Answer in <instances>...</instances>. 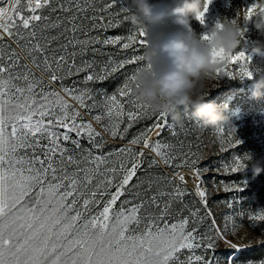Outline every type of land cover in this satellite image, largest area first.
<instances>
[{
    "label": "snow or ice",
    "instance_id": "obj_1",
    "mask_svg": "<svg viewBox=\"0 0 264 264\" xmlns=\"http://www.w3.org/2000/svg\"><path fill=\"white\" fill-rule=\"evenodd\" d=\"M56 2L57 0H0V41L11 39L21 51H27L32 65L37 68L41 66L38 57H42L43 70L48 74V86L60 84L61 90L78 105L69 103L61 95V91L54 88L45 92L41 87L44 84L43 78L37 79L27 63L20 64L21 57L17 50L12 48L5 60L4 46L0 44V264H221L220 258L215 256L217 241H223L231 249L224 264H236L238 256L251 245L240 246L226 239L228 221H233L235 226V218L243 217L248 221L249 227L264 236V208L250 214L230 213L225 217L223 230L213 218L209 231L215 232L214 237L208 233L198 234L196 227L189 230L190 223L196 224L197 219L200 222L205 220L204 216H199V208L193 211L184 205L180 210L181 218L172 220L173 204H182L187 194L185 174L175 173L168 181L173 185L172 191H160L147 202L121 200L131 189L142 186L132 184V181L137 178L138 170L144 163L143 149H150L155 154V158L149 162L151 168L160 163L171 165L177 158L171 152L173 146L163 144L160 140L153 142L151 137L141 133L119 150L97 153L95 150L104 148L102 132L97 131L91 121L84 120L80 109L100 108L101 114L92 119L101 123L106 118L103 131L110 133L112 137L123 138L128 128L139 119L156 117L155 129L163 130L167 127L176 135L174 125L168 123L167 113L154 112L147 103L133 98L131 85L140 68L132 74L126 73L123 83L114 93H102L104 98L101 101L95 100L91 89L80 90L65 86V76L60 73L66 72L70 77L74 74L73 69L75 73L87 71L85 83L103 82L126 65H137L143 61V57L135 53L137 45L146 46L147 34L140 28L126 37H107L103 40L96 37L88 41H77V44L84 45L121 44L123 49L132 50L130 58L115 63L110 68L106 65L99 75L88 71L93 67L91 63L78 67L74 60L69 64L64 56H53L50 59L47 46L42 45L38 37L47 28L59 27V22L46 23L49 16L43 15V10L50 9L53 13L70 10L62 4L53 7ZM73 2L79 11H86L79 8V0H69V3ZM211 2L212 0H207L205 11L198 17L202 25L206 24L205 17ZM114 7H118L121 12L127 11L125 0H110L100 11L108 12ZM258 8V0H252L244 6L242 23L250 20ZM25 10L28 15L24 14ZM240 17L241 12L237 10L231 21L237 23ZM90 19L95 28L96 23L105 18L93 16ZM119 24L118 20L114 22L113 19H108L107 23L100 26L107 29L119 27ZM213 27H222L221 20H217ZM77 30L76 27L71 29L73 33ZM243 31L241 27V35ZM203 36L205 39L209 38L208 30L203 32ZM43 38L47 40L46 36ZM214 52L218 54L220 62H244L236 75L217 67V77L223 75L227 78L251 79L254 72L264 71L261 67L254 66L251 58L242 51L233 54L214 49ZM18 68L24 71H16L13 75V71ZM6 73L7 79L4 78ZM21 80L24 87L14 83ZM38 88L39 93L36 92ZM126 104L132 105L134 110L126 111ZM125 118L128 124L121 131ZM217 131L221 135L224 132L222 128ZM82 139L89 142L87 149L84 148ZM141 143L143 149L134 151L132 146ZM225 143L228 147L222 148V151L234 149L241 143L235 138V130L229 134L227 141L221 140L222 145ZM67 144H71L73 148L70 150ZM70 151L79 152L80 158L69 154ZM112 157L126 159H120L118 165L114 163L109 167ZM54 161L61 166L57 167ZM81 162L89 166L81 167ZM187 163L188 158L184 157L180 164L174 166L182 167ZM198 163L199 160H192L189 166L192 168L191 176L195 177V194L207 209V193L201 187ZM73 166L75 171L69 174V167ZM244 166V156L237 155L230 165L225 163L224 170L236 173ZM176 180L180 183H174ZM180 184H184V188ZM243 186L242 183L234 184L232 188L225 186L224 190L238 191ZM151 189L152 182L149 181L147 190ZM139 195L138 191L135 192V196ZM165 196L168 199L161 205L160 200ZM118 202L119 208L116 207ZM146 203L158 209V214L147 213L141 216ZM226 203L232 209L236 203L235 198ZM184 209L188 210L189 216L182 215ZM207 216H212L210 210L207 211ZM256 243L264 245V239ZM185 250L187 255H184ZM197 250H202V254H197ZM259 264H264V260Z\"/></svg>",
    "mask_w": 264,
    "mask_h": 264
},
{
    "label": "rangeland",
    "instance_id": "obj_2",
    "mask_svg": "<svg viewBox=\"0 0 264 264\" xmlns=\"http://www.w3.org/2000/svg\"><path fill=\"white\" fill-rule=\"evenodd\" d=\"M242 5H239L236 0H212L206 13V24L202 25L198 20L191 19V26L195 34L199 35L211 27L214 26L217 20H223L224 18L232 19L236 15V11L241 12V17L238 19V23H242V12L244 6L250 4L252 0H240ZM157 4V9L150 21L152 25L157 29H172L175 26L172 24L173 16L171 15V7L173 6L172 0H152ZM110 3V0H79V8L86 9V11H79L77 5L69 3V0H57L53 7H58L62 4L65 8L70 9L67 12L57 11L51 12L50 9H44L43 15L49 16V20L46 23L53 24L59 22V27L47 28L38 37L42 45L47 46V54L51 59L53 56H64L69 64L75 61L76 66H83L85 63H91L92 68L88 71L99 75L102 74V69L107 65L109 68L124 59L130 58L133 55L131 49L125 50L121 47V44L105 45L102 43H88L77 44V41H88L99 37L101 40L107 37L122 36L126 37L132 32H136L138 29L133 28L125 17L127 12H121L118 7L109 9L108 12H101L106 4ZM130 3V0H125L126 4ZM111 13V15H109ZM119 14L118 16L116 14ZM25 15L29 13L25 10ZM103 16V21H98L96 27H93V21L91 17ZM73 17L75 18L73 20ZM108 19L118 20L120 22L119 27L115 28H102L100 25L107 23ZM256 17L251 18L245 23L241 24L244 29L240 38V44L233 52L236 54L239 51L245 53L246 56L251 58L253 64L264 69V30L256 27ZM45 22H41L43 24ZM76 27L78 30L73 33L71 29ZM47 37L45 40L43 37ZM139 38V37H138ZM71 42V43H70ZM126 42V41H122ZM0 44L4 46L5 60L7 54L12 48H15L19 53L21 59L20 64L27 63L29 68L37 79L43 78L44 84L41 87L45 92L52 91L53 88L57 91H61V95L65 97L69 103L77 105L76 101H73L70 96L65 94L60 87V84H55L52 87L48 86V74L43 70V58L38 57V63L40 67L37 68L31 63V57L28 56L27 51H21L20 48L12 42L11 39L5 38L0 41ZM65 46H67L65 48ZM145 46L137 45L136 55L143 56ZM259 49L260 52L254 51ZM75 53V56H73ZM111 61V63H109ZM227 62H220L217 67L222 70L232 71L234 75L238 74L240 65ZM144 66V61L139 62L137 65L125 66L124 69L118 70L112 74L107 80L100 82H84V76L88 74L87 71L81 73H75L73 69V75L67 76L66 72L60 73L65 76L63 84L69 88H78L84 90L85 88L92 90V95L96 101H101L104 97L102 93L112 94L123 83L125 74H132L137 68ZM16 71L23 72L24 69L18 68L13 71V75ZM8 74H4V78L7 79ZM255 77L249 79L244 78H227L223 75L217 77L214 72L213 79L208 83L206 99L219 105L222 109V115L224 121L215 127L208 126L202 120L196 119L192 112L194 109H188L185 111L181 109V115L183 117V124L178 125L168 115L167 120L169 124L174 125L176 135L165 127L163 130L155 129L154 125L157 122L156 117L151 119H139L134 122L124 137L120 136L112 137L110 133L103 131V124L107 123V119L102 120L101 123L95 122L92 118L101 114L100 108H92L90 110L80 109L84 120L91 121L97 131H101L103 135L104 148L102 150H95L97 153H107L109 151L119 150L123 146L129 144L134 138L144 133L146 137H151L154 142L160 140L163 144H169L173 147L171 152L177 158L171 165H160L169 179L163 178L155 171L150 169L143 174H140L135 178L132 184H141L142 186L131 191L122 197L121 200L129 199L134 203H139L141 200L148 201L149 198L157 194L160 191L170 192L173 185H170L168 181L171 180L172 174L182 173L186 175L187 182V194L183 198V203H174L172 206L173 216L172 220L181 218L180 210L184 205H187L189 209L193 211L197 208L200 209L199 216H204L205 220L200 222L197 219L196 224H189V230L192 227H196L198 234L208 233L215 237L214 231H209L211 228V221L214 218L216 223L220 225L223 230L225 225V217L230 213L244 212L250 214L253 211L264 208V171L259 175H254L249 165L247 168L240 170L236 173L224 170L225 163L231 164L235 156L239 155L243 157L245 154H251L253 158H259L261 160V166L264 167V96L255 97L253 95V80ZM18 86L24 87V82L14 81ZM219 85V86H218ZM133 87V84L131 85ZM40 89H36L39 93ZM133 98L135 96L132 93ZM119 98V97H118ZM91 104L92 101H87ZM78 106V105H77ZM125 110H134L132 105L126 104ZM162 122V121H161ZM128 124L125 118L124 123L121 124V131ZM223 129V134L218 133V129ZM152 129V131H148ZM235 130V138H238L241 143L236 145L235 148H228V151H222V148H227V143L221 144V140L227 141L229 134ZM159 132V135H157ZM84 148L89 147L87 139H82ZM67 147L71 150L73 146L67 144ZM133 148H137V152L143 149V144L133 145ZM147 152L144 154V162L149 167V162L155 158V154L150 149H143ZM135 151V150H134ZM77 158H80L79 152H69ZM187 157L188 163L182 167H175L174 165L180 164L181 160ZM120 157H112L109 160V167L113 164H117ZM192 160H199L197 167L201 170L202 180L201 187L206 190L207 193V209L202 205L200 198L195 194L194 180L195 177L191 176L192 168L189 166ZM56 166H61L58 162H55ZM86 163L81 162V167H88ZM75 171V167H69V174ZM103 171V168H101ZM152 182V189L148 191V183ZM174 183H180L176 180ZM243 184L244 186L238 191L233 189L231 191H225V186L232 188L234 184ZM181 188H184V184H180ZM114 191V189H112ZM139 192V197L135 196V192ZM235 198L233 208L229 209L226 202H231ZM168 199L167 196L160 200L161 205ZM119 208V202L116 205ZM210 210L212 216H207V211ZM158 209L154 208L150 204L146 203L145 209L141 211L140 215L144 216L147 213L158 214ZM183 216H189L187 209L182 212ZM191 219V218H190ZM226 239L233 244L240 246L251 245L243 251L237 258L236 264H259L261 260H264V245L257 244L258 240L264 239L257 230H253L249 227L248 221L243 218H235V226L233 221H228V230L225 232ZM231 251L223 241H217L215 256L219 257L221 264H224L226 255ZM187 250L184 251V255H187ZM197 254H202V250H197ZM211 255V253H209ZM183 259V255L181 256Z\"/></svg>",
    "mask_w": 264,
    "mask_h": 264
},
{
    "label": "clouds",
    "instance_id": "obj_3",
    "mask_svg": "<svg viewBox=\"0 0 264 264\" xmlns=\"http://www.w3.org/2000/svg\"><path fill=\"white\" fill-rule=\"evenodd\" d=\"M207 0H172V29H157L152 17L157 4L152 0H130L126 4L129 24L143 28L147 44L144 48V66L135 76L133 95L147 103L150 110L164 112L178 125L183 124L181 109H194L192 115L208 126L215 127L224 121L219 105L206 99L207 85L213 79L220 63L215 50L233 53L240 44L241 25L231 19L221 20L222 27H211L208 39L203 33L195 34L191 19L198 20L205 11ZM259 8L253 14L256 27L264 30V0H258ZM252 17V18H253ZM257 53L259 49H255ZM255 66V64H254ZM253 95L264 96V71L254 72ZM219 86V85H218ZM245 169L251 166L254 175L264 171L259 158L244 155Z\"/></svg>",
    "mask_w": 264,
    "mask_h": 264
},
{
    "label": "trees",
    "instance_id": "obj_4",
    "mask_svg": "<svg viewBox=\"0 0 264 264\" xmlns=\"http://www.w3.org/2000/svg\"><path fill=\"white\" fill-rule=\"evenodd\" d=\"M236 1L238 2L239 5H242V3H241L240 0H236ZM133 149H134L135 151H137V148H133ZM144 154H147V152L144 151ZM148 169H150L151 171H155V172H157V173H158L159 175H161L163 178H167V179H169L168 174H166V173L164 172V169H163L160 165H156V166H153V167L149 168V167L146 166V162H144V163L142 164L141 169L138 170L137 176L140 175V174H143L144 172H147ZM134 180H135V178H134ZM134 180H133V181H134ZM133 181H132V182H133Z\"/></svg>",
    "mask_w": 264,
    "mask_h": 264
},
{
    "label": "water",
    "instance_id": "obj_5",
    "mask_svg": "<svg viewBox=\"0 0 264 264\" xmlns=\"http://www.w3.org/2000/svg\"><path fill=\"white\" fill-rule=\"evenodd\" d=\"M177 173V172H176ZM174 174L171 173V176H173Z\"/></svg>",
    "mask_w": 264,
    "mask_h": 264
},
{
    "label": "bare ground",
    "instance_id": "obj_6",
    "mask_svg": "<svg viewBox=\"0 0 264 264\" xmlns=\"http://www.w3.org/2000/svg\"><path fill=\"white\" fill-rule=\"evenodd\" d=\"M0 6H2V5H0Z\"/></svg>",
    "mask_w": 264,
    "mask_h": 264
}]
</instances>
